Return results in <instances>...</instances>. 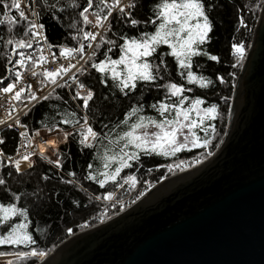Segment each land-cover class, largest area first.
Wrapping results in <instances>:
<instances>
[{
    "label": "snow or ice",
    "instance_id": "6c2138e0",
    "mask_svg": "<svg viewBox=\"0 0 264 264\" xmlns=\"http://www.w3.org/2000/svg\"><path fill=\"white\" fill-rule=\"evenodd\" d=\"M148 2L144 0L145 4ZM57 3H49L48 0L42 3L40 0H0V26H6L9 34L7 39H0L10 50V54L5 55V74L0 76V95L7 104L6 118L0 119V125L22 129L19 131L22 140L14 156L7 157L5 161L4 152L0 149V167L7 164L14 168L16 174H22L25 168L34 169L37 162L33 157L38 156L40 161L52 165L50 173L42 175L40 180L47 182L55 178L60 183L73 184L70 178L75 177L76 172L63 171L67 157L62 156L56 139L41 136L43 131L47 137H61L66 145L71 138L80 150H95L90 154L99 165L94 168V164L88 162L85 179L95 182L101 189L109 183L118 188L128 185L134 189L140 182L137 175L121 174L125 169L133 168L134 164L142 166V156L171 158L184 151L209 147L216 134L215 125L211 122L220 117L219 105L208 104L199 95H188L194 92V88L215 87V82L199 70L202 66L198 60L207 58L220 62V58L206 48L214 30L210 17L213 5L209 0H150L151 15L147 18H134L138 7L142 6L140 0H99V3L85 0L86 6L74 4L73 7L82 9L78 13L82 26L71 25L75 28L72 39L76 46L61 45L58 56L52 51L56 45L49 43L45 23L40 22L42 11L55 13ZM257 7H264V0ZM238 23L247 27L243 16L238 18ZM14 30L22 33L20 38L12 35ZM29 49L34 51L29 52ZM231 50L237 57L232 65L235 68L245 56V45L233 43ZM168 57L174 61L171 66ZM61 59L65 63H60ZM50 64L55 66L45 67ZM92 70L99 74L95 79L103 91H97L95 85L88 82ZM228 75L235 78L234 73ZM174 77H178L180 82ZM29 78L35 79L29 82ZM216 79L221 85L229 83L224 76ZM145 88L149 92L154 91L158 97L147 104V108L156 113L152 117L144 114ZM46 89H50L47 94ZM56 89H69L70 99L79 101L76 109L80 111H66L64 106L69 104L65 99L67 94L54 95ZM119 96L133 103L118 123L110 127L102 107H96L90 118L89 111L98 101ZM221 100L227 103L230 97L223 96ZM48 101L54 102L45 103L43 107L46 112L50 109L51 113L47 119L42 116L38 121L39 127L30 130L27 122H21V116L28 117L37 104ZM65 126H70L71 130ZM200 132L204 135L201 136ZM37 137L40 143H36ZM4 144L5 140L0 138V145ZM49 148L55 159L45 155ZM211 155L213 153L209 151L207 156ZM202 161L203 157L188 164L183 160L177 164H159L156 170L166 168L171 173L175 168L184 171ZM147 171L151 173L152 169ZM144 183L151 186L150 181ZM6 184V179L0 178V186ZM8 192L5 188L8 202L0 197V247L12 250L0 251V258H6L4 264H25L32 258L43 261L48 252L35 247L37 239L30 230L29 209L18 206L20 194L11 192L7 195ZM30 195L34 206L40 208L43 189H35ZM143 195L141 192L140 196ZM102 199L112 202L114 193L107 191ZM115 203L119 201H115L113 207ZM20 217L23 219L16 222ZM105 218L110 219L102 213L100 223H104ZM90 226L87 222L80 225L81 228ZM72 231V228L67 229L68 234Z\"/></svg>",
    "mask_w": 264,
    "mask_h": 264
},
{
    "label": "water",
    "instance_id": "95a60500",
    "mask_svg": "<svg viewBox=\"0 0 264 264\" xmlns=\"http://www.w3.org/2000/svg\"><path fill=\"white\" fill-rule=\"evenodd\" d=\"M38 264H264V7L213 155Z\"/></svg>",
    "mask_w": 264,
    "mask_h": 264
},
{
    "label": "trees",
    "instance_id": "16d2710c",
    "mask_svg": "<svg viewBox=\"0 0 264 264\" xmlns=\"http://www.w3.org/2000/svg\"><path fill=\"white\" fill-rule=\"evenodd\" d=\"M42 3L43 0H40ZM49 3H57V0H48ZM95 3H99V0H94ZM213 5L210 12V17L214 22V30L210 33L212 37L210 45L206 46L207 50L220 58V62H213L207 60V58H198L199 64L202 66L199 70L203 74L212 79L215 82V87L209 89L194 88L193 93H188L190 96L199 95L205 99L208 104L216 103L219 105L220 117L212 121L215 125L216 134L212 139V143L207 149L195 148L191 151H184L178 153L177 156L171 158L159 157V156H142L140 165H133L131 169H125L121 174L125 176L130 173H135L140 181L136 187L139 189L145 185L144 181H150L151 186L157 184L165 177L170 176L173 172H168L166 168H159V164H177L179 161H190V163L196 159L203 157V160L207 159V153H212L217 149L225 135L229 122V114L231 109L233 90L232 84L235 85L237 76L242 68L246 54L250 48L255 25L258 20V16L261 7H257L261 4V0H209ZM74 4L86 6L85 0H59L57 3V11L54 13L51 10L42 11L41 22L45 23V33L49 37V43L56 45L52 48V51L59 53V47H74L76 41L72 39V35H75V28L71 25L76 24L82 26L80 21L82 18L79 17L78 13L82 10L80 7H73ZM142 6L138 7L134 18H147L151 15V3L150 0L147 4L144 0H140ZM63 8L64 11H59ZM243 16L247 27H241L238 23V18ZM116 31V28L113 29ZM123 30V29H122ZM130 35L133 33H129ZM7 27L0 26V38H8ZM16 38H20L22 33H17L15 30L12 34ZM3 39H0V76L5 74L4 67L6 65L5 55L10 54V50L4 46ZM122 42V41H121ZM233 43H243L245 45V56L241 63L233 68L232 65L236 63L237 57L231 50ZM166 49V46H164ZM35 48V46H34ZM29 52H33L34 49H29ZM113 58H117L113 56ZM170 66L174 64L172 58L168 57ZM234 73L235 78L232 79L228 74ZM95 70H92V76L88 78V82L91 85H95L97 91H103L102 86L97 84L95 79L98 76ZM217 76H224L225 79L229 80L228 84L221 85L216 79ZM81 80L84 77L80 78ZM177 82H180L178 77H174ZM194 87V86H193ZM74 91V89L72 90ZM55 94H67L65 99H68L69 104L64 106L66 111H72L76 109V104L70 99V94L67 89H56ZM106 96L109 95L107 91L104 92ZM228 96L230 100L225 103L221 100V97ZM156 93L154 91L149 92L145 88V112L146 116L152 117L156 113L151 109L147 108V104L154 102ZM54 101L41 102L37 104L34 110L29 113L28 117H24L23 122H27L30 130L35 127H39L38 121L42 116L47 119L50 115L51 110L48 109L46 112L43 105L45 103L51 104ZM133 101L126 97H109L107 101H98L97 105L89 111L91 118L92 111L96 110V107H102L105 115L109 118L106 122L110 121V127L119 120L123 119V114L129 109ZM207 106V104L205 105ZM67 130H71L70 126H65ZM119 132L120 129H117ZM201 136L203 132L199 133ZM8 141L5 144V149L11 152L16 142V134L12 131L7 133ZM67 149V151H66ZM62 156L67 157L65 160L66 167L63 170L75 171L76 176L71 177L74 183L66 185L60 183L55 178L51 181H42L40 177L46 173H50L52 165H48L46 161L37 160L34 169H28L23 171L22 174H16L14 169H5L0 173V178H4L7 181L5 186H0V197L4 198V202H8L5 194V188L9 190L7 195L11 192H16L21 195V199L18 202V206L27 207L29 209V219L32 221L30 230L33 232L34 237L37 239V245L41 250H45L50 254L53 249L60 244L63 240L68 238L73 233L84 230L80 225L89 223L94 226L100 223V216L102 213L106 214V217L113 216L121 211V203L112 206H106L103 202L102 197L106 195L107 191H111L116 194L117 197L124 198V208L137 200L138 195L131 194L129 186L124 185L123 188H118L109 183L105 189H101L98 184L93 181L85 179L86 176V165L88 162L94 164V168L99 165V162L95 160L94 156L90 153L95 150H80L78 144L74 143L69 138L68 144H61L59 147ZM102 151V149H100ZM194 165V164H193ZM151 168L152 172L148 173L147 169ZM59 171V170H58ZM11 172L12 175H8ZM65 179L69 177L65 176ZM123 181H121L122 183ZM149 186V185H148ZM150 187V186H149ZM35 189H43V205L40 208H36L33 204L31 193ZM144 189H146L144 187ZM141 190V189H140ZM100 196L101 199L97 200L96 197ZM23 218L20 217L16 222H19ZM106 219V218H105ZM90 226V227H91ZM39 228L40 231H36ZM72 228V234H68L67 229ZM88 228V227H87ZM12 250L9 247H0V251ZM27 250V249H21ZM39 260L35 258L29 259L25 264H38Z\"/></svg>",
    "mask_w": 264,
    "mask_h": 264
},
{
    "label": "built area",
    "instance_id": "2783aa9c",
    "mask_svg": "<svg viewBox=\"0 0 264 264\" xmlns=\"http://www.w3.org/2000/svg\"><path fill=\"white\" fill-rule=\"evenodd\" d=\"M40 22H41V19H40ZM44 47L47 48V45H44ZM46 54H47V53H46ZM56 55L58 56L59 53H56ZM60 63H65V61H64L63 59H61V60H60ZM54 66H55V65H51V64H50V65H45V67H49V68L54 67ZM80 78H81V77H80ZM34 79H35V78H29V82H33ZM49 90H50V89H46V90H45V94H47V91H49ZM67 90H68V92H69V94H70V96H71V92H70V90H69V89H67ZM73 102H74L75 104L79 103V101H73ZM6 107H7V104H6V102L4 101L3 96L0 95V119H4V118H6V112H5ZM13 115H15V113H13ZM23 119H24V117L21 116V122H23ZM8 122H9V123H12L11 120H9ZM21 130H22V129H19V128H16V127L8 128L6 125H0V138H3V139L5 140V144H6L7 141H8L7 133H8L9 131L14 132V133L16 134V137H17L16 142H15L14 147H13V149H12L11 152H8V151L5 149V144H4V145H0V149H2L3 152H4V158H5V161H6L7 157H9V156H14V154H15V150H16V147H17V145H18V144L21 142V140H22V138L19 136V131H21ZM41 136H42V137L49 138V139H56V140H57V147H58V149H59L60 145L63 144V142H62V138L59 137V136L47 137V136H46V133L43 132V131H41ZM36 143H40V138H39V137L36 138ZM21 151H23V149H21ZM45 155H47V156H48L49 158H51V159H55V156L53 155V152H52V149H51V148L48 149V151L45 153ZM38 159H39L38 156H34V157H33V160H35L36 162H37ZM9 168H10V169H14V168H12L10 165L5 164L4 167H0V173H1L2 171H4L5 169H9ZM22 168H24V165H22ZM26 170H28V169L25 168L24 171H26Z\"/></svg>",
    "mask_w": 264,
    "mask_h": 264
},
{
    "label": "rangeland",
    "instance_id": "374dc122",
    "mask_svg": "<svg viewBox=\"0 0 264 264\" xmlns=\"http://www.w3.org/2000/svg\"><path fill=\"white\" fill-rule=\"evenodd\" d=\"M210 157V156H209ZM206 160V159H205ZM204 161V160H203ZM202 161V162H203ZM185 163L186 164H188V163H190V161H185ZM196 165H198V164H192V166H190V167H188V168H186V170L187 169H189V168H192V167H194V166H196ZM175 169V168H174ZM179 172H182V171H180L179 169H176L174 172H173V174H171L170 176H172V175H174V174H177V173H179ZM169 177V176H168ZM167 178V177H166ZM154 185H152V186H148L147 184H145L143 187H141V188H137L136 186H135V188L134 189H130V192H131V194H133L134 193V195H138L139 196V198L141 197L140 196V193L141 192H144V194L150 189V188H152ZM144 187L146 188V189H144ZM141 189V190H140ZM103 200V199H102ZM115 201H119V203H123V201H124V198H122V197H117L116 196V194H114V201H112V202H109V201H104L103 200V202L104 203H106V206H112V204L115 202ZM135 202V201H134ZM133 202V203H134ZM133 203H131L130 205H132ZM116 204H118V203H115V205ZM130 205H128L127 207H129ZM113 207V206H112ZM127 207H125V208H127ZM124 208V209H125ZM119 213V212H118ZM116 215V214H115ZM114 216V215H113ZM110 217H112V216H110ZM108 218H106L105 220H107ZM6 258H0V264H4V260H5Z\"/></svg>",
    "mask_w": 264,
    "mask_h": 264
}]
</instances>
